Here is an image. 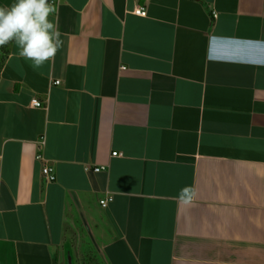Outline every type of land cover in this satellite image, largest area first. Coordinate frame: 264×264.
Segmentation results:
<instances>
[{"label": "crops", "instance_id": "0c3cea01", "mask_svg": "<svg viewBox=\"0 0 264 264\" xmlns=\"http://www.w3.org/2000/svg\"><path fill=\"white\" fill-rule=\"evenodd\" d=\"M53 2V59L0 47V264H264V0Z\"/></svg>", "mask_w": 264, "mask_h": 264}, {"label": "clouds", "instance_id": "9594fccd", "mask_svg": "<svg viewBox=\"0 0 264 264\" xmlns=\"http://www.w3.org/2000/svg\"><path fill=\"white\" fill-rule=\"evenodd\" d=\"M58 11L53 0H16L11 7H0V47L15 42L19 55L40 68L55 57L63 46L58 22L49 19ZM197 192L192 187L181 189L179 201L194 202Z\"/></svg>", "mask_w": 264, "mask_h": 264}, {"label": "built area", "instance_id": "2783aa9c", "mask_svg": "<svg viewBox=\"0 0 264 264\" xmlns=\"http://www.w3.org/2000/svg\"><path fill=\"white\" fill-rule=\"evenodd\" d=\"M133 12L137 15H142V16H146L147 15V8L146 6L142 5V4H137L135 5ZM213 16L214 18H217L218 13L216 11H213ZM61 80L60 79H56L53 81V84H60ZM30 106L33 107H44L45 105L43 104V102L38 99V98H33L30 102ZM44 142V141H43ZM122 153H118V151H113L112 155H121ZM38 158H43L42 155L38 154L37 155ZM108 164H99V165H95V166H85V169L87 171L93 170L95 172H99L102 170H107L108 169ZM43 174L46 178L47 181H54L56 179V172H55V168L54 166L50 165V164H44L43 166ZM113 195L111 193H108L106 197L100 199V204L103 207H106L112 200H113Z\"/></svg>", "mask_w": 264, "mask_h": 264}]
</instances>
